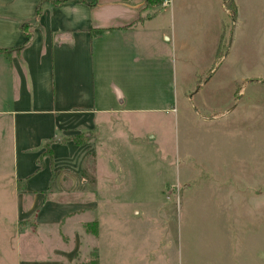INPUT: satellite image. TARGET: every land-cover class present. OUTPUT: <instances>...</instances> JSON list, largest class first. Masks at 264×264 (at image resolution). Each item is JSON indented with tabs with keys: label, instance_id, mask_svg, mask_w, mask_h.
Returning <instances> with one entry per match:
<instances>
[{
	"label": "rangeland",
	"instance_id": "374dc122",
	"mask_svg": "<svg viewBox=\"0 0 264 264\" xmlns=\"http://www.w3.org/2000/svg\"><path fill=\"white\" fill-rule=\"evenodd\" d=\"M170 1L186 50H176L164 84L159 77L156 109L127 114L103 132L97 208L90 210L99 237L94 219L73 230L75 215L66 230L63 221L42 224L55 234L58 256L72 254L68 264H264V0L232 1L224 15L220 0ZM9 94L0 89V101ZM11 141L0 115V264H12L17 239L8 223L29 203L12 190ZM90 166L74 173L86 187Z\"/></svg>",
	"mask_w": 264,
	"mask_h": 264
},
{
	"label": "crops",
	"instance_id": "0c3cea01",
	"mask_svg": "<svg viewBox=\"0 0 264 264\" xmlns=\"http://www.w3.org/2000/svg\"><path fill=\"white\" fill-rule=\"evenodd\" d=\"M92 1L0 0V84L6 83L0 89L10 88L2 97L7 108L0 101V115L8 118L12 131L13 193L18 201L29 200L8 223L9 238L17 239L15 248L9 247L12 264L70 262L72 254L59 257L55 234L44 232L42 224L63 221L66 230V222L77 216L73 230L94 219L99 237L100 222L90 210L97 208L103 132L112 133V122L123 125L127 114L156 109L159 80L164 84L176 50H186L179 39L180 14L167 12L170 0L156 7L144 0ZM37 5L41 10L35 18ZM22 23L30 30L26 43ZM161 91L166 110L167 86ZM146 135V141L153 137L149 130ZM46 149L51 156L43 155L40 165ZM87 161L94 179L86 187L74 173ZM56 168L67 172L66 178L52 175ZM60 205L69 208L51 216L49 210ZM82 213L90 215L82 219Z\"/></svg>",
	"mask_w": 264,
	"mask_h": 264
},
{
	"label": "trees",
	"instance_id": "16d2710c",
	"mask_svg": "<svg viewBox=\"0 0 264 264\" xmlns=\"http://www.w3.org/2000/svg\"><path fill=\"white\" fill-rule=\"evenodd\" d=\"M95 1V0H93ZM92 1V3H93ZM164 0H144V2L146 3V6L148 7H156V6H159L160 4L163 3ZM227 2L225 3L227 6H232L233 7V4H232V0H226ZM40 10H41V6L40 5H37V8H36V12H35V18L39 15L40 13ZM22 32L24 33L25 37H27L25 43L28 41V39L30 38L29 35H30V30L28 29V26L25 24V23H22ZM2 50H0L1 52ZM76 143V141H75ZM43 155H46V156H51L50 155V150L49 149H46L45 152L40 156V159H39V164L41 165L42 164V161H41V158L43 157ZM95 232V230H94Z\"/></svg>",
	"mask_w": 264,
	"mask_h": 264
}]
</instances>
